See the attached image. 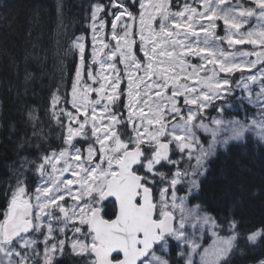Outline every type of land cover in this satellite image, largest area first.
I'll list each match as a JSON object with an SVG mask.
<instances>
[{"label": "snow or ice", "instance_id": "obj_1", "mask_svg": "<svg viewBox=\"0 0 264 264\" xmlns=\"http://www.w3.org/2000/svg\"><path fill=\"white\" fill-rule=\"evenodd\" d=\"M89 8L90 56L70 38L71 86L50 99L61 143L19 157L0 193V264H232L239 221L191 201L218 146L264 142V0ZM237 88L252 110L225 119L214 102ZM261 241L264 228L245 239Z\"/></svg>", "mask_w": 264, "mask_h": 264}, {"label": "trees", "instance_id": "obj_2", "mask_svg": "<svg viewBox=\"0 0 264 264\" xmlns=\"http://www.w3.org/2000/svg\"><path fill=\"white\" fill-rule=\"evenodd\" d=\"M91 3L62 0L58 30L57 0H0V193L19 157L36 155V145L52 151L61 143L50 99L57 88L65 91L64 83L70 89L77 57L65 53L73 36H85L89 42ZM239 106L236 112L226 110L225 118L241 119L245 109L252 110L247 104ZM25 140L28 146L22 150ZM207 167L200 177V198L191 203L202 204L218 218L231 213L241 233L232 264H259L264 260V241L253 246L245 239L249 232L264 228V142L254 135L246 145L233 142L228 151L219 150ZM241 192L243 202L236 206L233 201ZM63 264H72V259Z\"/></svg>", "mask_w": 264, "mask_h": 264}, {"label": "rangeland", "instance_id": "obj_3", "mask_svg": "<svg viewBox=\"0 0 264 264\" xmlns=\"http://www.w3.org/2000/svg\"><path fill=\"white\" fill-rule=\"evenodd\" d=\"M94 2V0L92 1V3ZM61 4H62V0H57V6H58V11L60 10L59 9V7H61ZM60 16H61V13L59 12V27H58V30L60 29H62V21H61V18H60ZM251 23H253V24H255V21L253 20ZM90 29V28H89ZM105 32L106 33H108V35H106L105 36V39L106 40H110V33H109V30L108 29H105ZM112 43H114V42H112ZM87 40H86V51H87ZM245 47H250V46H245ZM88 52H89V56H90V53H91V30H90V39H89V49H88ZM76 62L78 63V58L76 59ZM192 63H199V61L197 60V59H195V58H193V60H192ZM119 67H123L122 65H120ZM65 87H66V83H64L63 84V90H65ZM122 87H123V85H122ZM255 87V86H254ZM238 89V88H237ZM238 91L240 92V95H245V94H243V93H241V91H240V89H238ZM233 96V95H232ZM232 96H228V97H226L224 100H217V101H215L214 103L216 104V105H219V106H221V107H223V108H228V109H232L233 108V104L230 102V99L232 98ZM237 95H235V97H236ZM93 98H95V95L93 94ZM219 102V103H218ZM246 102V101H245ZM242 108H243V106H242ZM212 109H209V110H207L208 112L209 111H211ZM210 116H217L218 115V113L215 111L214 113H212V114H209ZM226 119V118H225ZM253 135L256 137V138H258V135L256 134V133H253ZM208 139L210 140V137H208ZM259 139V138H258ZM233 142H238V141H233ZM230 143H232V142H230ZM79 146V145H78ZM205 147H207V144H205ZM220 149H223L222 147H217V151L218 150H220ZM193 163H194V161H193ZM177 195H179V194H177ZM179 196H181V195H179ZM211 241L209 240V243H210Z\"/></svg>", "mask_w": 264, "mask_h": 264}, {"label": "flooded vegetation", "instance_id": "obj_4", "mask_svg": "<svg viewBox=\"0 0 264 264\" xmlns=\"http://www.w3.org/2000/svg\"><path fill=\"white\" fill-rule=\"evenodd\" d=\"M64 260H67V261L71 262V258H68V259H64Z\"/></svg>", "mask_w": 264, "mask_h": 264}]
</instances>
